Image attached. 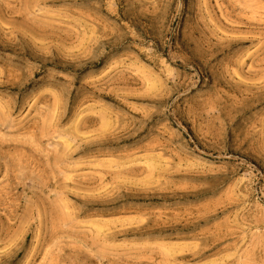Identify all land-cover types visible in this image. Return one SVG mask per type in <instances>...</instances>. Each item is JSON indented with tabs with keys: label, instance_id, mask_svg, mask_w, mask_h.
I'll use <instances>...</instances> for the list:
<instances>
[{
	"label": "rangeland",
	"instance_id": "obj_1",
	"mask_svg": "<svg viewBox=\"0 0 264 264\" xmlns=\"http://www.w3.org/2000/svg\"><path fill=\"white\" fill-rule=\"evenodd\" d=\"M0 264H264V0H0Z\"/></svg>",
	"mask_w": 264,
	"mask_h": 264
}]
</instances>
